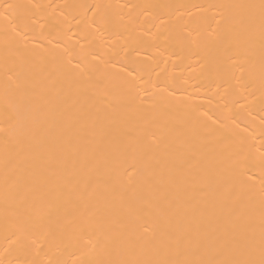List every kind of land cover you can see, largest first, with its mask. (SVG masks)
Here are the masks:
<instances>
[{
    "label": "bare ground",
    "instance_id": "obj_1",
    "mask_svg": "<svg viewBox=\"0 0 264 264\" xmlns=\"http://www.w3.org/2000/svg\"><path fill=\"white\" fill-rule=\"evenodd\" d=\"M23 2L37 23L0 29V264L258 260L261 0Z\"/></svg>",
    "mask_w": 264,
    "mask_h": 264
},
{
    "label": "snow or ice",
    "instance_id": "obj_2",
    "mask_svg": "<svg viewBox=\"0 0 264 264\" xmlns=\"http://www.w3.org/2000/svg\"><path fill=\"white\" fill-rule=\"evenodd\" d=\"M38 7L34 3H26L23 0H0V29L3 31L5 47L15 44L17 38H22L27 34L30 25L37 23L34 10ZM79 7L86 8L87 12H92L93 16L97 14L94 8L97 10L100 8L99 5H80ZM260 8L262 23H264V0H261ZM257 153L258 155H256ZM245 161L242 175L247 180H252L254 170L258 168L259 175L256 176V179L264 188V132L261 134L259 147H256L255 144L249 145V152L245 157ZM81 239L85 240L86 238L81 237ZM228 264H264V248L261 249L258 260L247 259L228 262Z\"/></svg>",
    "mask_w": 264,
    "mask_h": 264
}]
</instances>
